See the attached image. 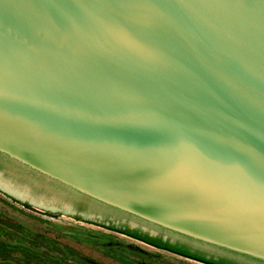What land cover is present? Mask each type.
<instances>
[{
    "label": "water",
    "instance_id": "1",
    "mask_svg": "<svg viewBox=\"0 0 264 264\" xmlns=\"http://www.w3.org/2000/svg\"><path fill=\"white\" fill-rule=\"evenodd\" d=\"M0 167L18 201L264 264V0H0Z\"/></svg>",
    "mask_w": 264,
    "mask_h": 264
},
{
    "label": "rangeland",
    "instance_id": "2",
    "mask_svg": "<svg viewBox=\"0 0 264 264\" xmlns=\"http://www.w3.org/2000/svg\"><path fill=\"white\" fill-rule=\"evenodd\" d=\"M20 176L19 181H25ZM105 226L74 214L43 210L0 190V264H202ZM167 239L206 256L251 264L221 253L209 254L173 236Z\"/></svg>",
    "mask_w": 264,
    "mask_h": 264
},
{
    "label": "trees",
    "instance_id": "3",
    "mask_svg": "<svg viewBox=\"0 0 264 264\" xmlns=\"http://www.w3.org/2000/svg\"><path fill=\"white\" fill-rule=\"evenodd\" d=\"M77 208H80V206L77 205ZM105 227L108 229L114 230L116 232H119L121 234H124L135 240H138L149 246L170 252L172 254H175V255H178V256H181V257H184V258H187V259H190V260L202 263V264H237L236 262H233L229 259L213 258L211 256H206L205 254L197 252V251H191L184 246L170 243L167 240H162L158 236H150L146 232H143L139 230L138 228H129L125 224H118L117 226H114L113 224L108 223L106 224Z\"/></svg>",
    "mask_w": 264,
    "mask_h": 264
},
{
    "label": "flooded vegetation",
    "instance_id": "4",
    "mask_svg": "<svg viewBox=\"0 0 264 264\" xmlns=\"http://www.w3.org/2000/svg\"><path fill=\"white\" fill-rule=\"evenodd\" d=\"M118 225V224H117ZM117 225H115V226H117Z\"/></svg>",
    "mask_w": 264,
    "mask_h": 264
}]
</instances>
